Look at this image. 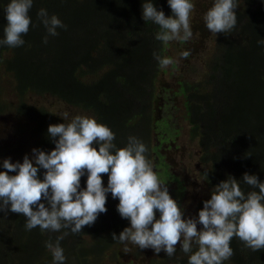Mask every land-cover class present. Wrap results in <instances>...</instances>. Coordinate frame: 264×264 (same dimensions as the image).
<instances>
[{
    "label": "trees",
    "instance_id": "1",
    "mask_svg": "<svg viewBox=\"0 0 264 264\" xmlns=\"http://www.w3.org/2000/svg\"><path fill=\"white\" fill-rule=\"evenodd\" d=\"M144 2L149 0H33L29 31L22 37L25 44L15 48L0 45V71L10 77L20 102L14 107L6 104L0 76V117L14 111L15 117L24 120L18 132L34 149L50 153L55 145L48 127L63 120L56 113L27 106L23 100L27 95L51 97L55 103L86 112L106 125L114 133L118 149L127 145L130 136L138 138L154 163L153 135L175 138L169 113L176 107L170 101L179 98L188 141H196L199 161L206 166L200 178L210 198L212 188L228 176L242 180L247 173L264 183V45L258 44L264 39V0H238L236 25L229 33L213 34L202 78L188 81L181 76L175 89H160V120L154 115L153 86L166 69L160 68L153 53L170 58L167 50L174 47L156 39L158 25L143 20ZM151 2L166 18L173 15L168 0ZM9 3L0 0V40L4 39V9ZM40 9L49 17L57 16L66 29L58 28V35L49 36L38 19ZM188 42L191 40L179 41V47ZM160 162L157 167L162 169ZM0 171H6L2 163ZM44 172L38 173L41 180ZM102 180L107 187L106 174ZM86 181L87 174L81 177V190L86 189ZM240 188L245 194L258 191L243 181ZM181 190L185 191L177 189ZM204 201L196 204L197 215ZM118 203L108 193L107 212L76 234L68 229L42 233L39 227L27 231L22 214L0 212V264H53L45 242L51 239L54 243L62 235L65 264H103L105 254L121 246L112 240V234L119 236L130 223L119 215ZM230 247L234 254L224 264H264V249L252 251L236 237ZM176 249L171 258L163 251L154 258L157 254L151 248L137 249L134 256L141 253L146 264H188L190 255L198 250L195 245L188 254L181 251V245Z\"/></svg>",
    "mask_w": 264,
    "mask_h": 264
},
{
    "label": "clouds",
    "instance_id": "2",
    "mask_svg": "<svg viewBox=\"0 0 264 264\" xmlns=\"http://www.w3.org/2000/svg\"><path fill=\"white\" fill-rule=\"evenodd\" d=\"M168 5L173 15L166 18L151 0L144 2L143 20L160 27L156 39L165 45L170 41H189L193 37L192 0H168ZM32 6L33 0H10L4 9L7 25L0 45L15 48L25 44L22 37L29 31L28 13ZM238 6V0H214L203 17L207 29L212 34L231 32ZM37 16L49 36L58 35V28L66 29L57 16L49 17L45 9H40ZM47 42L45 36L44 43ZM258 44L264 45V39ZM189 56L190 50L181 53L185 60ZM153 57L160 68L174 62L155 52ZM47 132L54 150L45 153L33 149L32 157L25 155L22 163L5 159L2 167L6 171H0V212L22 214L27 231L39 227L42 233L62 229L79 233L107 212L110 193L119 201L117 211L121 218L130 222L119 236L112 234V240L123 244L126 250L129 245L151 248L156 254L164 251L171 258L179 242L185 254L192 252L193 245L198 248L188 264H224L234 254L230 247L233 237L252 251L264 249V183L256 175L245 173L242 180L228 176L212 188L211 198L203 202L198 218L185 219L184 210L170 196L167 185L162 184L147 158V146L138 138L130 136L127 145L118 149L113 143L115 135L106 125L82 115L67 124L49 125ZM41 169L45 170L43 180L38 176ZM86 174V189L81 190L80 180ZM104 174L108 176L107 187L103 185ZM241 181L258 191L245 194ZM198 224L202 225L201 230ZM62 239L63 235L54 243L51 239L45 242L53 264H65Z\"/></svg>",
    "mask_w": 264,
    "mask_h": 264
},
{
    "label": "rangeland",
    "instance_id": "3",
    "mask_svg": "<svg viewBox=\"0 0 264 264\" xmlns=\"http://www.w3.org/2000/svg\"><path fill=\"white\" fill-rule=\"evenodd\" d=\"M194 9L190 14V26L192 28L193 37L190 39L186 46L180 45L179 41H170V46L174 49L168 48L167 52L169 57L174 61L173 64L177 69H173V64L167 66L164 72H160L153 89L155 90V99L153 103L154 115L157 120L161 119L158 115L161 113L159 102L160 101V89L162 87L175 89L178 87L179 77L183 76L188 81H196L203 77L202 66L205 63L207 57L206 53L213 39V34L207 29L203 17L205 13L213 6L214 0H192ZM185 50L191 51V56L188 59H183L181 53ZM174 66V67H175ZM196 72V73H194ZM2 78V95L8 106H16L20 103L15 95L14 84H11L9 76L4 74V71H0ZM172 106L176 107V110H172L169 113V121L171 127L176 131L175 138H172L170 143H173V147L169 144V148L165 149V154L168 158V163L172 168V172L177 174L185 187V193L180 195L179 199L176 198L175 191L170 192V196L178 202V204L184 210V218H198L196 214V204L201 200H209L210 196L207 188L201 180V172L206 169V166L199 163L200 153L198 152V146L196 141L193 143L188 141V126L184 122V110L182 109L181 100L179 98L171 100ZM23 103L30 107L42 109L50 113H56L61 117L65 124L69 123L71 119L77 115L89 116L88 113H80L79 110L73 111L71 108L63 107L55 103V99L51 97H38L35 95H27L24 98ZM12 111L9 116L5 115L0 117V163H3L5 159L11 158L12 163L23 162L25 155L32 157V150L34 146L28 143L30 140L24 134H20L18 131L20 124L24 121L19 117L14 116ZM65 113L68 114V118L65 119ZM91 118V117H90ZM157 124H159L157 122ZM155 143V139L152 142ZM170 189H173L175 184L168 183ZM159 215L156 219H159ZM130 227V223L129 226ZM198 230L202 229V225H197ZM180 245H176V248ZM139 249L138 247L129 245L127 250L125 246L121 244L119 249L115 252L109 250L105 254L103 264H146L145 259L141 257V253L138 257L134 256V252ZM147 250V249H144ZM164 252V251H163ZM153 253H155L153 251ZM161 253V252H160ZM159 253V254H160ZM157 254V256H160ZM153 257L152 255H150Z\"/></svg>",
    "mask_w": 264,
    "mask_h": 264
},
{
    "label": "flooded vegetation",
    "instance_id": "4",
    "mask_svg": "<svg viewBox=\"0 0 264 264\" xmlns=\"http://www.w3.org/2000/svg\"><path fill=\"white\" fill-rule=\"evenodd\" d=\"M160 101H161L159 102L160 107H158L159 109H161V105L163 103L162 97H160ZM172 138L173 137H169L167 135L158 137L157 133L155 137L153 135V140L155 139V143H153V147L155 150L152 154L154 157V163H152V165H153L154 171L158 174L162 184L167 185L168 190H170L171 193L174 192V190H176L175 193L177 192V194L182 195L185 193V191L182 192L181 190L178 192L177 189L183 187V189L185 190V187L180 177L177 174L172 172V168L170 167L168 163V158H167V155L165 154V149H164L166 147L169 148V144L171 145V147H173V143H170L171 141H169ZM158 161H161L160 164L162 165V169L157 167ZM167 179H171V180H167ZM168 183L175 184L174 188L170 189ZM159 214L160 213L157 211L155 215L157 216Z\"/></svg>",
    "mask_w": 264,
    "mask_h": 264
}]
</instances>
